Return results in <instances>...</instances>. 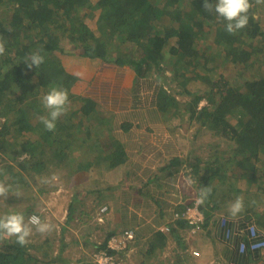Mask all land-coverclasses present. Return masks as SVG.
<instances>
[{
    "label": "trees",
    "instance_id": "obj_1",
    "mask_svg": "<svg viewBox=\"0 0 264 264\" xmlns=\"http://www.w3.org/2000/svg\"><path fill=\"white\" fill-rule=\"evenodd\" d=\"M208 2L215 4L216 0ZM251 3L248 25L230 35L225 30L227 22L214 11L204 9V0H97L94 6L99 8V15L95 29L83 20L84 15L92 14L87 12L93 7L90 0H0V40L5 47L4 55L0 56V115L6 118L0 128L1 160L4 161L8 155L19 159V168L39 173L40 184H44L45 178L50 180L53 176L51 170L56 160L54 162L51 158L55 159V151L71 155L74 161L86 157V161L90 160L87 161L90 167L99 164L105 169H114L124 164L127 159L124 142L108 150L113 142L117 143L120 139L112 133L113 128L106 127V118L97 114V107L111 108V114H114L112 107L115 106L128 111L136 110L139 81L150 76L156 85V99L151 102L155 107L147 108V115L142 120L146 129L159 130V121L164 123L165 119H169L165 115L170 110H180L188 114L187 123L197 126L190 137L186 133L180 134L178 140H189L192 145L196 143L197 136L205 131L213 137L204 143L208 148L206 158L193 153V158L174 155L167 160L168 163L161 165L162 169L168 168L167 175L173 172L172 166L181 164L189 165L195 172L198 183L195 197L192 201H185L187 204H179L181 207L176 212L181 213L196 198L199 199L203 188L210 190L203 204L198 200L197 206L203 215L199 226L192 231L184 216H174L176 226L168 225V234L179 240L178 229L186 228L191 235H195L206 227L209 220L213 221V215L219 208L229 207L237 197H243L244 211L241 213L245 214L248 223L253 224V219L255 221L257 217L264 216V4H257L255 0ZM64 49H68L67 54L132 68V87L124 91L120 98L104 94L97 99L95 95L74 91L77 76L64 68L57 55V52L63 54ZM36 52L44 57V63L39 68H29L25 61L30 63V55ZM216 58L220 62L213 67L211 62ZM224 64L239 70L238 76L243 79L244 86L241 90L238 84L232 85L236 78L229 81V78L219 74L206 83L202 91L182 86L181 91L190 99L179 102L163 85L169 82L185 85L192 78L189 75L192 70L200 73L196 68L198 65L204 66L200 67L201 71L208 72ZM250 69L251 76H245L244 73ZM54 86L68 91L70 106L66 114L56 121L55 131L50 132L42 127V123L40 127H33L28 119L48 116L42 99ZM202 99L205 104L199 106ZM27 123L31 126L27 132H36L33 139L23 131ZM132 123L125 118L120 127L129 131ZM142 123L137 121L136 128L140 129ZM175 128L173 124L169 130L172 132ZM41 132L46 133L43 139ZM223 143L226 148L221 146ZM202 163L204 168L201 173L198 166ZM0 181L18 184V188L29 186L24 171L12 170L9 164L7 171L0 170ZM241 181L244 183L240 185ZM126 187L140 196L146 194L142 184L128 183ZM88 190L99 192L100 188L96 186ZM26 206L20 212H4L0 216L20 213L26 218L33 213V207ZM221 212L227 214L224 210ZM65 224L59 233L66 231ZM127 228L134 230V237L124 248L106 246L111 235ZM135 234L133 227L119 232L109 231L91 251H105L113 256L114 264H128L127 257L139 259V263L143 264L147 262L144 253L151 257L157 246L164 245V239L151 238L146 249L139 246ZM41 235L33 231L24 246L17 243L15 236L0 238V264H99L91 253L87 254L89 261L84 259L86 254H82L73 263L62 253L68 242L62 241L58 250L53 249L51 237L45 235L41 239ZM127 250L130 252H123ZM182 258L185 261L188 257L184 253L171 264H179Z\"/></svg>",
    "mask_w": 264,
    "mask_h": 264
},
{
    "label": "rangeland",
    "instance_id": "obj_2",
    "mask_svg": "<svg viewBox=\"0 0 264 264\" xmlns=\"http://www.w3.org/2000/svg\"><path fill=\"white\" fill-rule=\"evenodd\" d=\"M93 4V7L91 9H87V12H92L91 15H84V22L91 28L95 29L96 25V18L99 15V8L94 6L97 0H90ZM262 10V9H260ZM257 15V14H256ZM262 15V13H261ZM204 45L206 42L203 43ZM213 44H211L212 46ZM65 50V49H64ZM214 51L215 49H211ZM68 49L65 50V52L59 53L57 52V55L59 59L61 60L62 65L64 68L70 72H76L80 73L79 68L82 66L83 70L85 68V72L80 76V80L73 85L74 91H79L80 93H84L86 90L91 91V94L95 95L96 97H103L105 96L103 92L111 91L113 92V95H122L124 91H126L129 87L119 88V85L116 84L112 85L110 83L111 79H113V75L110 74V72L105 71V69L108 66H105L109 64L110 62H103L100 60H94L92 58L78 56V55H72L67 54ZM220 60L219 58L214 59L213 62H211V66H215L219 64ZM113 64V63H112ZM200 67H204L202 65H198L196 68H198L197 71H193L189 73V75L192 76L188 82L183 85L182 83H163L165 85V88L168 90L170 95L175 96V98L179 102L187 101L189 100V95H185L181 91V87H188L190 90H204L205 86L207 85L211 79H216L219 74H222L224 78H229L227 80H232V85H239V90H241L243 86V79H241L240 76H238V69L228 67L227 65H218V68L215 67L212 71L203 72L201 71ZM105 72V74H101V72ZM252 70H247L244 75L245 76H251ZM226 75V76H225ZM228 76V77H227ZM195 77L196 79H194ZM139 83L141 85L140 90L138 91V99H136V105L137 108L144 107V106H155L151 102L156 99V94L154 91V87L156 85L153 82L152 77L145 76L144 78H141ZM129 84V83H127ZM126 83H123V85H127ZM176 85H181L177 86ZM103 94V96H101ZM106 102V101H104ZM2 104L4 102H1ZM205 104V100L202 99L199 101L198 105L201 106ZM5 106V104H3ZM70 104L67 106V111ZM104 107V106H103ZM103 107H97V114L106 117V125L107 126H115L119 122L120 118L114 114H111L112 110L106 109ZM174 106H172L173 108ZM170 112V113H169ZM166 115V117H169V119L164 120V124L159 121L161 124H163V127L167 128L168 130V138H166L167 145L162 146L161 152L163 154L162 149L171 151L167 155H162V157L165 159H171L174 157V155H178L181 158L184 157H191L193 154L199 155L200 158H206L207 157V146L204 145L205 141H211L213 137L211 136V133L209 131H205L203 134H199L196 139V143H193L191 145L190 141L182 142V140L179 138L177 139L178 135L180 134H189V137L191 136V132L194 130L196 124L190 125L187 123L188 120V114L185 112H180L178 110L177 112L170 110ZM5 117V115H3ZM47 117V115H44ZM6 121V118H5ZM28 121L34 125L33 127H37V125H41L40 116H34L33 118H29ZM28 124V123H27ZM173 124L176 125L175 130L172 132L169 130L170 126ZM43 125V123H42ZM30 125H24L23 131L27 132V130L30 129ZM44 127V126H42ZM143 134L145 136L146 141L150 142H159L153 133H150L149 131H146V128L144 127ZM134 132V131H132ZM147 132V133H146ZM170 132V133H169ZM28 133V132H27ZM36 132L28 133V137L33 139ZM46 136L45 132L40 133V137L43 139ZM25 137V136H24ZM23 137V138H24ZM209 139V140H208ZM124 140L128 143L132 141L129 140L128 137H124ZM215 140V139H214ZM192 146V148H191ZM223 148H226V145L223 143L221 145ZM68 148V147H67ZM134 148V147H133ZM159 149V147H158ZM172 150L174 151L172 154ZM207 150V151H206ZM191 151V154L187 155ZM193 153V154H192ZM52 161L56 160L55 165L53 166V170H51V174L58 177L56 180H49L48 183L40 184L41 182L38 181L39 173L37 174L34 172V170H23V168H19L17 165V162L19 159H12L9 155L4 157V161L1 160L0 157V170L7 171V164L12 165V170L19 169L21 171H24V175L27 177L28 185L26 188H18L19 185L15 183L10 182H2L9 188L8 197H2L0 196V213L4 212H20L23 209H26V205H29V207L32 208V212L38 214L41 216L44 220L43 222L50 223L53 225V228L56 230H51L48 233H44L40 236L42 239L45 235L50 236L52 239V247L53 249L56 248L59 249L60 244L62 241L66 243L64 251L62 252L63 255L66 258H70L71 262L75 263V259L82 255H84V259L89 261L90 256L87 255L91 253L94 257V261L96 260L97 252H94V250L91 251V249L95 248V244L100 243L101 240L104 238V236L110 231V227H112L111 218L106 219L105 214H98L99 207L103 203V199L105 196H107L108 192H105L102 194V191L99 192H89L88 188L94 189L96 186L100 188V190H103L105 186V179L104 177H93V178H86V177H79L78 175L75 178H72L71 175L73 172L78 170V167L85 168V170H88L90 167L87 163V161H72V156L67 155L66 153H63L61 151H55L53 153ZM173 155V156H172ZM150 156V155H148ZM157 156V155H156ZM167 156V157H164ZM151 157V156H150ZM86 157H82L84 159ZM135 158V157H134ZM152 159V158H151ZM153 160V159H152ZM161 160V159H160ZM49 161V159H48ZM203 161V160H201ZM161 162V161H160ZM57 165V167H56ZM176 170L174 172V179L170 180L168 178H161V182H165L168 184L163 185V187H170L177 184V188L180 193L174 192L173 190V196L174 199L177 197L178 199L181 198L185 200L186 202L193 199L196 193V189H198V183L195 177V172L192 171L191 167L187 164H181L175 166ZM204 168V163L199 164L198 170L202 173ZM115 176L112 178H116L113 181H117V176L119 174L120 169L115 168ZM126 169V167H125ZM165 172V171H164ZM83 174L84 172H80ZM5 178H7V174H4ZM108 181V180H107ZM1 182V181H0ZM77 182V183H75ZM125 182L131 183V184H137L139 185V179H132L131 177L127 178ZM244 182L241 181L240 185ZM253 186V185H252ZM175 187V189H176ZM242 189V188H241ZM86 190H88L87 193ZM145 190V188H143ZM131 191V190H130ZM133 197L135 199H139V194H135L133 191ZM147 192V191H146ZM149 193V192H147ZM176 194V195H175ZM181 196V197H180ZM143 198H150V194H145V196H142ZM192 201V200H191ZM229 203V202H228ZM232 203V202H231ZM70 209L67 212L68 208ZM230 207V206H229ZM69 213V214H68ZM69 215V219L67 217ZM81 216V217H79ZM29 217V216H28ZM28 217L25 218V222H27ZM99 217L104 219V221L99 222ZM74 219V220H73ZM106 219V220H105ZM67 220V221H66ZM109 221V222H108ZM66 223V231L59 233L60 228L63 224ZM210 220L208 221V224H206V227L200 229L198 233H195V235H191L188 238L189 239H195L192 240L195 242L196 247L198 245L199 240V234H202V231L209 229ZM33 231L35 229L33 228ZM52 232V233H51ZM116 232H119V230ZM31 233V234H32ZM90 238V239H88ZM206 240H210V242L203 247V250L195 249L193 248L192 251H198V256H193L194 258L188 257L185 261L187 264H215V262L223 263L222 259L217 257V249L214 248V254L211 251V235H205ZM87 239L89 241H87ZM171 240V239H170ZM81 242V244H77ZM175 244L170 243L169 247L163 251L157 254L154 257V261L152 259L153 264H166L168 262L167 255L173 254V247ZM209 247V248H208ZM79 248V251H77ZM81 248V249H80ZM191 248V247H190ZM208 249V250H207ZM56 250V251H57ZM128 251V250H127ZM124 253H129L123 251ZM190 252V251H189ZM215 255V256H213ZM139 259H133L127 257L128 264H140ZM88 264H91V262H87ZM146 264V263H143ZM169 264V263H167Z\"/></svg>",
    "mask_w": 264,
    "mask_h": 264
},
{
    "label": "crops",
    "instance_id": "obj_3",
    "mask_svg": "<svg viewBox=\"0 0 264 264\" xmlns=\"http://www.w3.org/2000/svg\"><path fill=\"white\" fill-rule=\"evenodd\" d=\"M105 66H108L105 71H108L111 75H113V79H111L110 81L112 85L116 86V84H121L119 85V88H124L125 86L132 87L131 83L134 76V70L132 68H129L127 66H118L112 63H109ZM79 70L80 73L71 72L77 76L74 85L80 80V76L85 72V68L83 70L82 66L79 68ZM101 74L104 75L105 72L102 71ZM123 83L129 84L123 85ZM140 88L141 86L136 93L137 99L139 97L138 91L140 90ZM85 93L93 95L91 94V91L88 90H86ZM103 94L110 97V95H113V92L105 90ZM103 94L101 96H103ZM120 97V95H117V98ZM99 98L97 97V99ZM154 107L155 106L152 105L144 107L141 106L134 111H130V109L128 111L116 106L112 107L115 111L114 114L118 116L120 120L116 124V127L107 125L106 127L113 128L112 133L116 134L120 141H117V143L113 142L108 150H111L116 145H120L122 144L121 142H124L123 144L125 145V149L127 151V159L124 164L115 167L117 169H120L117 176V181H113L116 178H112L113 176H115V168L105 169L99 164L97 165L98 167L96 166V164H94V167L89 168L88 170L82 168L84 166L78 167V170L73 172L71 177L75 178L77 175L79 177L86 178L104 177L108 180V184L105 183L103 190H100L102 191V194L108 192L107 196L104 197L103 203L100 207H107V209L101 214H105L106 219L111 218L110 221L112 223V227H110V231L115 232L116 230L118 231L126 227H133L135 229V238L137 243H139V246H144L146 249L150 244L149 241L151 240V238L156 240L157 238L164 239V245L162 247L157 246L154 249L151 257L147 253H144L143 257L147 261L146 264H150L152 262V259L154 261V257L160 252L165 251L169 247V244L171 242L175 244V247H173V249H175L172 255H167L168 262H166V264H171L172 262L175 263L177 259H180L181 256L183 257L184 253L186 255V258H194L193 256L195 255L192 254V249L195 248L203 250V247H205L210 242V240H206L205 235H211V244H209V246H211V251L214 254V248L217 249L216 255L217 257L222 259L224 264H264V216L257 217V221H254L253 219L252 224L248 223L245 218V214L243 213L232 216L229 213V207L223 209L219 208L220 210L213 215V221H211L209 224L208 232L202 231V234H199L197 247L195 242L192 241L195 239L188 238L189 236H191V234L186 228L178 229L179 235L181 236L179 240L173 238L168 234V232H161L159 230L160 227L165 225L176 226L174 213L181 207L179 204L187 203L181 198L178 199L177 197H175L174 199L173 190L174 192L180 193L178 188L176 187L177 184L170 187H163V185L168 183H165L163 181L161 182L160 180L161 178L168 177L170 180H173L174 172L176 171V168L172 166L171 169H173V172L170 175H167L168 168H161V165L165 164L166 162L168 163V159H164L162 155H167L169 154V152H171L167 149H162L163 154L161 152L162 146L167 145L166 138H168V129L166 127L164 128V123L161 124L160 122L159 130L149 131L148 129H146L150 133H153V136L155 134L154 137H156L159 142H150L149 140L146 141L145 136L142 132H145L144 125L146 124L142 123V120L147 115L146 109H153ZM131 112H134V114H132ZM125 118H129L130 121L134 123H132V127L129 131H123V129L120 127V123ZM137 121L143 124L140 129L139 127L136 128L135 126ZM124 137H128L129 140H131L132 138V141L128 143L124 140ZM112 140L113 139H111V141ZM173 152L174 151L172 150V154ZM74 154L75 153H73V155ZM148 155H150L151 157ZM78 160L85 161L86 159L78 158ZM87 161L90 160L87 159ZM80 172L84 173L81 174ZM156 175L157 179H155ZM129 177H131L132 179H139V184H142V186L145 188L143 192L146 194H150L151 197L148 199L139 196V199H135V197H133V193L126 187V184H128V182H125V180L127 178L128 181ZM150 177H153L154 179L152 178V181L148 182L146 185H143ZM122 179L124 180L122 181ZM146 191L149 193H147ZM223 210L227 214H222L221 211ZM258 213L259 211L257 212V214ZM102 221H104L103 218L99 222ZM88 239L87 241H89ZM179 241L180 243H178ZM77 244H81V242ZM77 251H79V248ZM180 263L187 264L184 259Z\"/></svg>",
    "mask_w": 264,
    "mask_h": 264
},
{
    "label": "clouds",
    "instance_id": "obj_4",
    "mask_svg": "<svg viewBox=\"0 0 264 264\" xmlns=\"http://www.w3.org/2000/svg\"><path fill=\"white\" fill-rule=\"evenodd\" d=\"M257 4H264V0H255ZM203 7L206 11H214L219 18L226 21L225 30L228 34L234 35L244 29L249 22V11L252 8L251 0H216L215 4L204 0ZM5 47L0 40V56L4 55ZM30 63L26 60L29 68L35 66L39 68L44 63V57L38 52L32 53L29 57ZM43 106L48 109V116H41L40 120L47 131H55L56 121L60 116L66 114L67 106L70 104L69 94L66 89L60 87H51L49 92L42 99ZM58 177L53 175L51 180H56ZM49 180L45 178L44 183ZM9 188L4 183L0 182V196L7 198ZM210 190L206 187L201 190L199 203L203 204ZM229 213L232 216L244 211L243 197H237L230 204ZM33 227L41 234L48 233L52 230L53 225L41 221L39 216H31L27 222L25 217L20 213L6 214L0 216V238L15 236L17 243L24 246L28 243V237L31 235Z\"/></svg>",
    "mask_w": 264,
    "mask_h": 264
},
{
    "label": "built area",
    "instance_id": "obj_5",
    "mask_svg": "<svg viewBox=\"0 0 264 264\" xmlns=\"http://www.w3.org/2000/svg\"><path fill=\"white\" fill-rule=\"evenodd\" d=\"M4 122H5V117L3 115H0V128ZM198 200L199 199L196 198L194 202H192V205L186 206L181 213L178 212L174 213V216H178V215L184 216L187 219L188 223L192 226V231H194L199 226L200 222L203 220V215L197 206ZM106 209H107L106 206L100 207L98 214H101ZM33 215L38 216V214L32 213L29 215L28 219ZM99 219L101 218L99 217ZM168 229H169L168 225L159 228L161 232H168ZM133 237H134V230L132 228H127L118 234L111 235L106 242V246L108 248H115V249L124 248L127 245V243L131 239H133ZM192 253L198 255V251H193ZM96 261L99 264H114L113 256L107 254L105 251L97 252Z\"/></svg>",
    "mask_w": 264,
    "mask_h": 264
}]
</instances>
